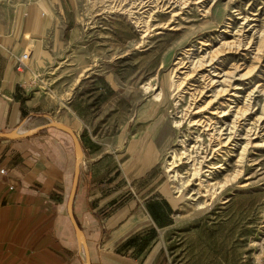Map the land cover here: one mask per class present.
Segmentation results:
<instances>
[{
    "label": "rangeland",
    "instance_id": "rangeland-1",
    "mask_svg": "<svg viewBox=\"0 0 264 264\" xmlns=\"http://www.w3.org/2000/svg\"><path fill=\"white\" fill-rule=\"evenodd\" d=\"M23 1L27 0L0 3ZM57 1L65 12L55 35L61 42L50 46L57 58L53 57L39 89L56 100L53 106L60 107V112L75 89L92 103L81 137L85 148L77 191L84 189L80 186L84 187L94 165L104 179L107 155L113 154L118 166L132 137L139 142L137 150L143 149L145 134L152 130L145 126L159 120L155 135L149 138L160 148L155 169L175 213V223L162 243L163 263L264 264V0H188L187 7L179 0ZM224 40H234L235 48L220 54L222 68L232 70L240 64L239 77L244 76L235 81L238 98L234 101L226 95L220 101L224 109L234 106L233 110L244 112L237 140L216 151L220 141L228 139L233 116L215 117L211 109L204 113L214 119L213 126L223 128L222 137L227 138L200 127L189 129L190 122L199 118L192 112L212 96L209 92L202 100L195 97L203 79L195 78L182 62L191 51L198 58ZM112 79L118 81L113 83L115 89ZM248 106L252 109L245 112ZM49 118L55 119L49 115L26 128ZM129 119L143 123L124 125ZM249 127L255 133L247 145L244 136ZM184 148L196 166L202 156L203 162L207 160L205 169L223 164L213 169L214 184L208 191L201 185L206 173L201 169L194 176V161L183 155ZM172 153L182 155L175 168L178 179L173 178ZM101 183L99 197L106 189ZM121 183L115 177L114 185ZM119 191L115 201L125 196L126 191Z\"/></svg>",
    "mask_w": 264,
    "mask_h": 264
},
{
    "label": "crops",
    "instance_id": "crops-1",
    "mask_svg": "<svg viewBox=\"0 0 264 264\" xmlns=\"http://www.w3.org/2000/svg\"><path fill=\"white\" fill-rule=\"evenodd\" d=\"M64 17V6L57 0L0 3V130L28 129L26 125L51 115L80 134L85 148L81 137L92 106L88 97L83 100L75 89L60 112L53 106L56 100L39 89L57 58L50 46L61 42L55 35ZM24 52L31 55L19 70L17 58ZM114 82L117 79H112V89ZM153 120L145 126L152 130L145 134L143 149L137 150L139 142L132 137L118 166L115 156L107 155L104 179L94 165L80 186L84 189L77 191L73 211L92 264H164L162 243L175 213L155 169L160 148L149 137L160 121ZM133 122L129 119L124 125L143 123ZM46 133L49 136H43ZM74 167L73 139L59 128L0 138V264H85L67 208ZM115 177L121 178V185H114ZM101 182L106 189L99 197ZM118 191H126L125 196L115 201Z\"/></svg>",
    "mask_w": 264,
    "mask_h": 264
},
{
    "label": "bare ground",
    "instance_id": "bare-ground-1",
    "mask_svg": "<svg viewBox=\"0 0 264 264\" xmlns=\"http://www.w3.org/2000/svg\"><path fill=\"white\" fill-rule=\"evenodd\" d=\"M178 4H181L183 7H187L189 4L188 0H179L177 1ZM235 48V41L234 40H224L220 42V45L213 49L211 52L209 51L207 54L201 55L200 57L196 58L193 57L195 51H191L190 56L188 59L184 62H182L183 67H189L191 69V73H194L195 78L199 75L201 79H203V87L201 90L196 91L195 97L199 100H202V98L205 96H208L209 92H211L212 98L207 102V104L203 107L196 108L195 111L192 112L191 107L188 111L192 112L193 116L198 115L199 118H195L190 122L189 129L192 130L193 128L203 129V131H212V135L218 133L221 138H227V137H222L224 134L223 128H217L216 126H213L212 122V117L204 116V113H206L207 110L211 109L212 116L214 115L215 117H227L229 115L233 116L232 117V124L230 126V131L228 133V139L225 142L220 141L219 147L215 149L216 151H222L225 146L230 144L232 141L237 140V135L239 136L238 132V123H239V117H242L241 114H243L242 110L239 111L233 110L232 107L230 106L227 109L223 108L222 100L224 96L230 95L233 97L234 101L235 99L238 98L239 96V84L236 83L235 81L240 80L241 77L244 75L241 74L239 77V71H240V64H236L232 70H225V68H222V57L220 56L221 53L229 51L231 49ZM190 49H193L192 47ZM193 55V56H192ZM208 71L207 75L205 76L203 71ZM194 78V77H193ZM196 81V79H195ZM238 82V81H237ZM157 96V95H156ZM159 97V96H158ZM216 104H219L217 107L215 106ZM252 108L247 107L245 112L250 111ZM242 112V113H241ZM262 118V117H261ZM223 119V118H222ZM214 120V119H213ZM253 127V126H251ZM32 128V127H31ZM29 129V128H28ZM228 129V128H227ZM27 129H17V132H23ZM255 133L253 128H247L246 134L244 136L245 139H247V145L251 143L252 141V136ZM185 141L180 140V144L182 146H185ZM245 145V146H247ZM256 145V144H255ZM195 146L193 145V148ZM185 151L183 155L188 160H193L194 161V171L193 174L194 176L197 175L199 170H203V173L205 176V179L201 182V185L204 187V191H208L210 187L213 186V182H211L216 168H223V164L218 165L216 167H209V169L204 168V164L207 160L203 162V159H205V156H202L201 162L198 163V166H196L197 162L193 158V155L191 156L189 154V149L184 148ZM172 162H171V169L174 171L173 173V178L178 179L180 176V173L175 169L178 167V164L180 161H182V155H176L175 153H172ZM205 169V170H204ZM234 177H237V174L234 175ZM190 183V182H188ZM220 184V183H218ZM220 190V189H219Z\"/></svg>",
    "mask_w": 264,
    "mask_h": 264
},
{
    "label": "water",
    "instance_id": "water-1",
    "mask_svg": "<svg viewBox=\"0 0 264 264\" xmlns=\"http://www.w3.org/2000/svg\"><path fill=\"white\" fill-rule=\"evenodd\" d=\"M50 127H56L59 128L66 133H68L74 143V151H75V167H74V173H73V180H72V186L71 190L69 193L68 197V203H67V208H68V213L69 217L71 219V222L73 224V227L75 229L78 241L83 249L84 252V257H85V264H92L91 263V257H90V250L87 244V240L85 237V234L80 227L79 223L77 222V219L74 215L73 207H74V201L76 198L77 194V188L79 184V178L81 174V166H82V161H83V155H84V147L82 144V141L78 134L75 132V130L70 127L67 124H64L56 119L49 118V121L46 123H43L41 125L29 128L23 132H17V129L10 130V131H2L0 130V138H9V139H16L20 137H25L31 134H34L40 130L50 128Z\"/></svg>",
    "mask_w": 264,
    "mask_h": 264
},
{
    "label": "built area",
    "instance_id": "built-area-1",
    "mask_svg": "<svg viewBox=\"0 0 264 264\" xmlns=\"http://www.w3.org/2000/svg\"><path fill=\"white\" fill-rule=\"evenodd\" d=\"M31 53L30 52H24L22 54H20L17 58V68L19 70L24 69L27 66V62L30 58ZM5 170L2 169V172H4Z\"/></svg>",
    "mask_w": 264,
    "mask_h": 264
}]
</instances>
